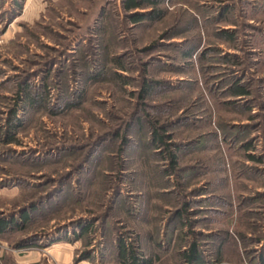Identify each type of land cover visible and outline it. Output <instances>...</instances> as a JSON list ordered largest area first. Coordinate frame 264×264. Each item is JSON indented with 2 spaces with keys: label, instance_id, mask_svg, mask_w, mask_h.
Wrapping results in <instances>:
<instances>
[{
  "label": "rangeland",
  "instance_id": "obj_1",
  "mask_svg": "<svg viewBox=\"0 0 264 264\" xmlns=\"http://www.w3.org/2000/svg\"><path fill=\"white\" fill-rule=\"evenodd\" d=\"M124 3L0 0V264H264V0Z\"/></svg>",
  "mask_w": 264,
  "mask_h": 264
},
{
  "label": "trees",
  "instance_id": "obj_2",
  "mask_svg": "<svg viewBox=\"0 0 264 264\" xmlns=\"http://www.w3.org/2000/svg\"><path fill=\"white\" fill-rule=\"evenodd\" d=\"M124 6L126 10H138L140 8H143L145 6H151L153 8V11L150 12H137L135 15L132 16V20L134 22H140L143 19L150 18L152 20H159L163 17L164 11L163 9H159L158 5H160V0H124ZM144 15L148 17H144ZM225 39H230L232 36L225 34ZM189 56V54H187ZM144 91L146 93H150V91L153 88V85L151 82L147 81L144 86ZM234 94H247L248 90L243 85H235L234 86ZM20 94L23 95L24 101H26L27 104L31 106H35L38 103V98L36 95L30 93V89L27 86H22V89L20 91ZM17 110V109H16ZM19 121L17 119V115L15 113V109L12 111L10 117L7 120V127H8V140H13V134L16 133L17 129H19ZM160 128L154 127V130L152 131V144L157 149H161L162 147L160 145H167L166 149L170 150L171 144L169 142L165 143L163 134L160 133ZM11 142V141H10ZM176 150V149H175ZM170 152V158L172 160V163H177V155L173 153V151ZM28 213L24 212L23 216L21 217V222L27 221ZM20 222H18L17 219H0V235L6 231L9 228L14 227V225H18ZM92 224H85L82 228L80 234H83L85 231L91 229ZM85 229V230H84ZM133 235H130L129 237H122L120 238L117 248H118V258L121 264H155V258L149 257L147 254L142 253V250L139 248L138 245L134 244L133 241ZM182 258L187 262V264H204V258L201 253V251L198 249V246L196 243L193 244L191 249L187 252H184Z\"/></svg>",
  "mask_w": 264,
  "mask_h": 264
}]
</instances>
